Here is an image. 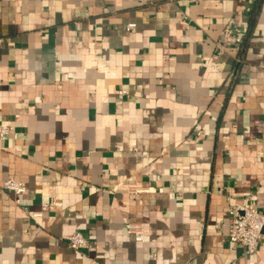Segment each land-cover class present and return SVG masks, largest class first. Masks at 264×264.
<instances>
[{
    "label": "crops",
    "instance_id": "0c3cea01",
    "mask_svg": "<svg viewBox=\"0 0 264 264\" xmlns=\"http://www.w3.org/2000/svg\"><path fill=\"white\" fill-rule=\"evenodd\" d=\"M246 195L264 209V0H0V264H264L229 239Z\"/></svg>",
    "mask_w": 264,
    "mask_h": 264
},
{
    "label": "built area",
    "instance_id": "2783aa9c",
    "mask_svg": "<svg viewBox=\"0 0 264 264\" xmlns=\"http://www.w3.org/2000/svg\"><path fill=\"white\" fill-rule=\"evenodd\" d=\"M130 24L129 27H132ZM245 27L228 24L221 32V38L216 43V54L219 55L226 47L225 43L231 40L235 46L243 42ZM125 91H120V96ZM2 134H8L9 128L4 126L1 129ZM3 188L14 193L16 196L21 195L27 185L24 181L16 178L7 179ZM138 190H134L137 192ZM44 207H47L45 204ZM230 228L229 239L237 244L243 245L247 254H253L258 250L259 244L264 239V209H259L254 205L252 195L244 196L240 201L236 200L229 207ZM41 211L35 212V216H40ZM128 231L134 235L138 241L145 238V229L143 223H129ZM71 246L77 249L85 248L88 245L87 237L82 232H76L69 237Z\"/></svg>",
    "mask_w": 264,
    "mask_h": 264
},
{
    "label": "trees",
    "instance_id": "16d2710c",
    "mask_svg": "<svg viewBox=\"0 0 264 264\" xmlns=\"http://www.w3.org/2000/svg\"><path fill=\"white\" fill-rule=\"evenodd\" d=\"M250 27H251V25L250 26H247V28H245V35H244V39H243V42L241 43V45L245 42V40L249 36V29H250Z\"/></svg>",
    "mask_w": 264,
    "mask_h": 264
}]
</instances>
